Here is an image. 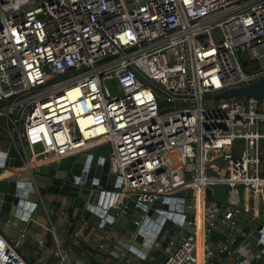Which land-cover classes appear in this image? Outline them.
Returning <instances> with one entry per match:
<instances>
[{"label":"built area","instance_id":"obj_1","mask_svg":"<svg viewBox=\"0 0 264 264\" xmlns=\"http://www.w3.org/2000/svg\"><path fill=\"white\" fill-rule=\"evenodd\" d=\"M262 77L264 0H0V143L7 141L0 146V179L27 175L35 204L48 213L33 180L36 167L79 153L108 161L112 186L96 189L94 203L80 199L82 206L65 214L67 236L43 228L52 236L55 264H95L100 254L124 264L126 254L141 252L131 245L137 228L145 225L148 234L156 224L148 251L163 247L158 264H197V249L198 264L208 257L253 264L247 234L237 245L233 214L247 218L257 197L264 206V111L251 97L213 95ZM111 79L113 95L104 83ZM9 145L20 156L28 148L18 166L4 165L15 160L7 156ZM219 163L223 176L205 174ZM214 185L233 194L224 203L210 200L205 190L211 196ZM185 189L189 195L179 193ZM188 197L191 206L183 204ZM122 200L103 228L106 212ZM166 200L172 209L162 208ZM186 207L193 210L186 221L191 232L172 218L184 217ZM123 212L136 218L128 219L135 230L114 228ZM32 213L19 219L34 222ZM90 213L99 218L96 226L85 217ZM166 220L173 227H163ZM216 227L222 237L213 242ZM92 228L94 240L83 247ZM27 237L24 227L15 239L0 233V264H28L20 251ZM35 243L45 248L42 237ZM81 253L84 261L69 263L70 254Z\"/></svg>","mask_w":264,"mask_h":264},{"label":"water","instance_id":"obj_2","mask_svg":"<svg viewBox=\"0 0 264 264\" xmlns=\"http://www.w3.org/2000/svg\"><path fill=\"white\" fill-rule=\"evenodd\" d=\"M241 60L246 58L244 52L240 53ZM251 97L257 99L258 101L264 100V77L252 82L248 85L228 88L217 94H214V98L222 97ZM2 145H7V141L4 140ZM0 149H3L0 147ZM7 156H15V160L8 158L4 165L5 166H18L21 164V157L27 158L28 148L24 145L23 154L20 156L15 153L12 145L8 146ZM0 156L2 152L0 151ZM108 161L106 159L102 160L97 154H86L79 153L75 158L63 157L59 159L58 162H51L48 165H42L41 167H36L33 173V180L38 185L39 193H50L57 194L66 197H75L79 199H86L88 203L95 202V192L96 189L101 187H110L113 184V175L107 174ZM259 173L264 175V161L259 164ZM205 174L210 177H220L225 174V164L219 163L216 169L207 167ZM78 178V179H77ZM29 177L24 174L20 175H10L7 178L0 179V233L5 238L15 239L18 235V231L23 227V219H19L21 213L25 215V212L21 211L26 206L23 204L22 200L25 202L37 201L36 194L31 191L32 186L29 181ZM77 180L76 185L71 184V181ZM17 181V183L15 182ZM90 191V193H89ZM210 188L205 190L207 198H210ZM168 200L162 205V208L172 209L171 204H167ZM171 202V200H170ZM124 200L122 202L116 203L115 207L109 209L104 215L105 224L103 228L107 227V223L111 221L117 212V208L122 207ZM128 203L127 205H129ZM181 200L176 203V207L179 210L181 206ZM183 204L186 206L192 205V200L190 197L183 200ZM158 204L154 203L152 207H157ZM183 212L186 214L184 217L174 216L176 224L181 226L187 232H191L192 224H187L186 221H192V208H185ZM147 215L151 218L154 217V213L149 211ZM165 216L171 218L170 213L166 212ZM136 219L134 217H129L128 213L123 212L114 221V228L122 232L125 228L130 230H135V225L131 223L128 219ZM98 217L90 213L87 216V221L90 225L96 226L98 223ZM182 219L184 221H182ZM163 221V218L159 219V223ZM255 227L251 228L246 236L247 246L249 247L250 256L252 258L253 264H264V220L255 219ZM143 224L148 225L149 220L144 219ZM152 229L148 234L146 233V226H140L137 228V234L131 245L135 248H140L141 254H146L148 249H150L151 242L159 230V225H151ZM146 234L143 240L142 235ZM142 246H139V243ZM253 247V248H252ZM133 250V249H131Z\"/></svg>","mask_w":264,"mask_h":264},{"label":"crops","instance_id":"obj_3","mask_svg":"<svg viewBox=\"0 0 264 264\" xmlns=\"http://www.w3.org/2000/svg\"><path fill=\"white\" fill-rule=\"evenodd\" d=\"M41 195L45 198V200L48 201L47 203H49L48 213L46 212L47 214L45 213L43 207L38 203L35 204V202H31V200L28 202L22 200V202H24L23 204H25L26 207L21 211L25 212L26 214V211L29 212L33 210L32 216L34 222L23 223V227L28 231V237L23 243L20 251L22 253L24 260L28 264H55L56 260L50 253V250L53 247L52 236L48 231L44 230L43 228L51 225L56 234L61 235L62 237H66L68 234V228L66 227V224L64 222V216L65 214H69L71 209L80 208V207H75L74 204L77 203L78 201L81 202V200L75 197L60 196L57 194H50L46 192L41 193ZM240 196L241 199L239 198ZM261 202L262 201L260 197H257V199H255L254 204L251 206L249 210V215L247 216V218L244 217V215L240 214V212L233 214L238 226V229L234 233L237 236L236 238L237 245L241 242L242 237L244 235L246 236V234L249 233L251 228L255 227L256 224L255 219L264 220V206ZM80 206H82V202ZM237 207L242 208V194H238ZM24 220L25 219H23V222ZM116 232H114V234ZM225 232L228 231L225 230ZM212 234L214 237H217V240L222 237V234L220 233L219 228L217 227L213 230ZM94 236H95V229L92 228L90 232L88 234H85V236L82 238L81 241L82 246L86 247L90 245L94 240ZM37 237H42L44 239L45 248H39L36 246L35 239ZM139 246L140 247L142 246L141 242L139 243ZM114 249L115 251H117L116 248ZM161 250L163 249L161 248ZM155 251L156 250H150L147 251L146 254H142V255H140L141 252L140 253L138 252L139 254L138 253L126 254L123 259V263L124 264H158L159 261L163 259L165 254L163 251V253L160 254V256L159 255L156 256V254H154ZM113 255L114 254H100L99 257L95 259L94 263L113 264ZM68 260L69 263L71 262L78 263L85 260V255H83L82 253L70 254ZM217 261L218 260H216L215 258L208 257L206 259V264H217ZM224 262L225 264H230L228 263L229 262L228 260L224 259Z\"/></svg>","mask_w":264,"mask_h":264},{"label":"rangeland","instance_id":"obj_4","mask_svg":"<svg viewBox=\"0 0 264 264\" xmlns=\"http://www.w3.org/2000/svg\"><path fill=\"white\" fill-rule=\"evenodd\" d=\"M136 77L138 78V80L143 81V78L140 75L136 74ZM104 83H105V87L107 88V90L109 91L110 94L113 95L117 92L114 80H112V79L111 80H105ZM156 92L158 94H161V92L159 90H156ZM157 100L160 103V99H157ZM260 109L264 111V100H261V102H260ZM261 143H263V141ZM261 147H262L261 148L262 152L259 155V157L262 160V159H264V153H263L264 152V144H262ZM74 157L75 156H73V158ZM170 160L173 162L174 158H170ZM212 189H213V192H212L210 197L215 198V199H219L220 201H223V202H224V199L226 198L227 195L233 194V191L229 190L226 186H222V185H214L212 187ZM237 189H239V187H237ZM179 193L189 195L190 189L181 190V191H179ZM239 198L241 199V196ZM78 203H79V205H78ZM80 205H81L80 201H78L77 203L74 204L75 207H81ZM170 226L173 227V224L169 220H166L163 227L168 228ZM158 236H160V234H158ZM164 244H165V242H162V245H164ZM161 248H163V247H161ZM161 248L155 249L156 251L154 252V254H156V256L157 255L160 256V254L163 253V250H161Z\"/></svg>","mask_w":264,"mask_h":264},{"label":"bare ground","instance_id":"obj_5","mask_svg":"<svg viewBox=\"0 0 264 264\" xmlns=\"http://www.w3.org/2000/svg\"><path fill=\"white\" fill-rule=\"evenodd\" d=\"M199 211H200V207L198 206V207H197V213H196V216H195V221H196V223H197V222L200 223V218H199V216H198ZM198 245H199V243H198ZM198 245H197V247H198ZM198 254H199V249H197V264H198Z\"/></svg>","mask_w":264,"mask_h":264},{"label":"trees","instance_id":"obj_6","mask_svg":"<svg viewBox=\"0 0 264 264\" xmlns=\"http://www.w3.org/2000/svg\"><path fill=\"white\" fill-rule=\"evenodd\" d=\"M263 144H264V140H263ZM264 153V152H263ZM210 200L214 199L212 197L209 198ZM88 214L85 215V217L87 216ZM210 239L214 242L217 240V237H214V236H211Z\"/></svg>","mask_w":264,"mask_h":264}]
</instances>
